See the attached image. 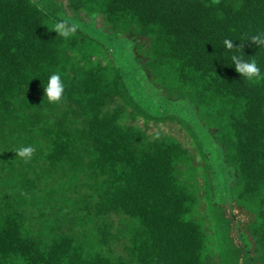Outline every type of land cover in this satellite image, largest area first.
Wrapping results in <instances>:
<instances>
[{
    "label": "trees",
    "instance_id": "16d2710c",
    "mask_svg": "<svg viewBox=\"0 0 264 264\" xmlns=\"http://www.w3.org/2000/svg\"><path fill=\"white\" fill-rule=\"evenodd\" d=\"M67 10L101 15L159 95L193 109L232 171L230 213L209 197L200 213L211 185L192 124L142 106L105 42L58 36ZM260 33L264 0H0V264H264V46L223 44ZM53 73L60 104L45 97Z\"/></svg>",
    "mask_w": 264,
    "mask_h": 264
},
{
    "label": "rangeland",
    "instance_id": "374dc122",
    "mask_svg": "<svg viewBox=\"0 0 264 264\" xmlns=\"http://www.w3.org/2000/svg\"><path fill=\"white\" fill-rule=\"evenodd\" d=\"M62 1L66 3V0ZM63 16L68 21L78 24L80 28L105 42V44L110 47L115 61L122 66L127 81L130 85L131 83L133 84L130 88H132L131 90L133 94L142 106L155 114H175L192 124L203 143V148L208 161V169H206V171L209 172V182L207 183V181L204 180V177H202L203 172L201 170L199 174L200 187H204L205 189L208 185H211L210 196H208L205 191L204 195L206 194L207 196H201L200 213L210 214L208 197L211 202L225 206L228 213H230L229 210L232 201L230 186L233 181L232 171L224 163L222 152L214 141L213 136L207 131V129H203L201 125L198 124L193 109L190 108L186 102H169L167 99L159 95L155 87L150 85L144 79L142 72L132 60L134 55L133 43L123 35H113V33L107 28L101 15H87L84 12H81L79 16H76L72 11L67 10ZM160 125L165 131L177 135L186 146L191 148L195 147L192 136L177 120H168L166 123H160ZM210 231L213 232V228H211ZM227 232V230H224L223 234ZM235 234L236 237L238 236L237 239H243V236L242 234L240 235L238 229L235 231ZM246 263L251 264V261L247 260Z\"/></svg>",
    "mask_w": 264,
    "mask_h": 264
},
{
    "label": "clouds",
    "instance_id": "9594fccd",
    "mask_svg": "<svg viewBox=\"0 0 264 264\" xmlns=\"http://www.w3.org/2000/svg\"><path fill=\"white\" fill-rule=\"evenodd\" d=\"M214 3H219V0H214ZM79 27L80 26L76 23H69L67 20H59L51 29L55 30L58 36L68 39L77 33ZM249 40L256 45H259V47L264 46V33L257 35L244 34L240 39L241 44L239 46L235 45L231 39H225L223 44L227 50H236L238 52L244 48V42ZM231 61L232 64L235 65V70L241 74L243 78L252 81L260 77L261 70L255 60L247 61L243 59L241 55L233 54L231 56ZM64 90V83L60 74H51L47 86H45V97L47 98V101L52 104L62 103ZM15 152L17 153V156L22 158L25 162H29L35 154V148L32 145L21 146L16 149Z\"/></svg>",
    "mask_w": 264,
    "mask_h": 264
}]
</instances>
